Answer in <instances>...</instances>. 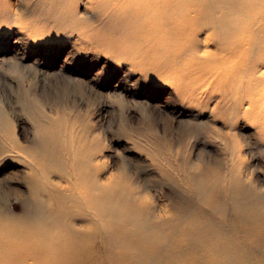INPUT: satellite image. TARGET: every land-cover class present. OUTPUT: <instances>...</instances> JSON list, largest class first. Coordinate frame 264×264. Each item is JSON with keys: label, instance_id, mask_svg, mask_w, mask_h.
I'll return each mask as SVG.
<instances>
[{"label": "rangeland", "instance_id": "1", "mask_svg": "<svg viewBox=\"0 0 264 264\" xmlns=\"http://www.w3.org/2000/svg\"><path fill=\"white\" fill-rule=\"evenodd\" d=\"M131 18L113 0H0V210L22 214L30 177L77 205L93 180L113 254L141 245L154 264H210L195 255L200 239L183 236L193 226L264 264V95L204 82ZM199 46L220 54L211 39ZM253 59L238 67L263 76L264 59ZM104 192L118 206L112 220ZM246 198L256 204L247 220ZM136 205L153 210L146 243L128 220Z\"/></svg>", "mask_w": 264, "mask_h": 264}, {"label": "bare ground", "instance_id": "2", "mask_svg": "<svg viewBox=\"0 0 264 264\" xmlns=\"http://www.w3.org/2000/svg\"><path fill=\"white\" fill-rule=\"evenodd\" d=\"M113 4L121 15L132 16L145 41L148 39L183 56L186 65L197 71L204 82L221 79L235 83L245 94L257 91L264 95V75L256 76L248 66L238 67L251 57L255 58L253 61L264 59V47L260 45L264 42V0H113ZM217 11L220 17L216 16ZM204 30L210 34L204 43H199L197 36ZM209 39L219 46L220 54L215 57L199 46L208 45ZM231 58V62L225 61ZM88 187L79 192L80 205H77L73 195H63L58 186L43 185L30 177L28 194L19 201L22 214L16 216L9 210H0V264H154L156 255L143 253L141 245L139 248L128 245L126 252L113 254V240H109L113 229L99 226L104 219L96 208L99 200L93 195L95 182L89 180ZM84 194L89 196L90 206H84ZM99 199L109 208L107 215L102 216L112 220L118 214V206L113 207L106 192ZM50 201L58 202L56 210L49 207ZM254 207V201L246 198L239 201L237 208L238 212L242 211L241 218L247 220L250 214L255 215ZM244 210L249 212L248 217ZM131 211L128 220L140 221L136 220L139 226L132 233L143 235L142 241L146 243L150 235L144 219L152 217L153 210L136 205ZM184 231V237L192 233L200 239L195 255L209 258L207 263L251 264L245 257L232 254L239 247L223 244L216 230L186 226ZM129 239L134 241L130 236L123 237ZM107 255L113 258L108 263L99 262ZM115 256L121 258L116 260Z\"/></svg>", "mask_w": 264, "mask_h": 264}]
</instances>
